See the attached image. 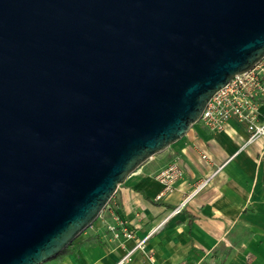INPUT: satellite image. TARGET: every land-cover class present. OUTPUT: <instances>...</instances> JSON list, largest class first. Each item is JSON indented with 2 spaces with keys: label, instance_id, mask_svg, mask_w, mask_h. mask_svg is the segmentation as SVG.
Masks as SVG:
<instances>
[{
  "label": "water",
  "instance_id": "95a60500",
  "mask_svg": "<svg viewBox=\"0 0 264 264\" xmlns=\"http://www.w3.org/2000/svg\"><path fill=\"white\" fill-rule=\"evenodd\" d=\"M264 58V0H0V264H43Z\"/></svg>",
  "mask_w": 264,
  "mask_h": 264
},
{
  "label": "crops",
  "instance_id": "0c3cea01",
  "mask_svg": "<svg viewBox=\"0 0 264 264\" xmlns=\"http://www.w3.org/2000/svg\"><path fill=\"white\" fill-rule=\"evenodd\" d=\"M249 136L236 119L221 131L197 121L118 187L89 231L43 264H115L140 241L131 264H151L149 255L156 264H264V136ZM171 164L181 172L164 190L158 174ZM118 220L131 236L107 229Z\"/></svg>",
  "mask_w": 264,
  "mask_h": 264
},
{
  "label": "built area",
  "instance_id": "2783aa9c",
  "mask_svg": "<svg viewBox=\"0 0 264 264\" xmlns=\"http://www.w3.org/2000/svg\"><path fill=\"white\" fill-rule=\"evenodd\" d=\"M264 97V58L251 70L234 76L223 88L218 90L209 100L201 118L204 125L212 131H221L230 119H236L246 124L250 133L249 140L264 136V118L259 120L260 99ZM180 169L175 164L159 172L158 178L165 185L164 190H170L173 182L179 177ZM207 180L199 185L203 187ZM175 209V211H178ZM107 229L115 238L131 236V230L118 220L108 224ZM144 241L137 243L134 249L127 251L115 264H131L133 252L143 246ZM151 264L155 263L153 255H149Z\"/></svg>",
  "mask_w": 264,
  "mask_h": 264
},
{
  "label": "rangeland",
  "instance_id": "374dc122",
  "mask_svg": "<svg viewBox=\"0 0 264 264\" xmlns=\"http://www.w3.org/2000/svg\"><path fill=\"white\" fill-rule=\"evenodd\" d=\"M145 163H146V162H145ZM112 202H113V199H111V200L109 201L110 204H111ZM109 203H108V204H109ZM108 204H107V206H108ZM107 206L104 208V210L101 212V214L105 213V210H107V208H108ZM101 214H100V216H101ZM100 216L95 220V222L100 218ZM95 222H94V223H95ZM89 229H90V227H89L88 229H86V230L89 231ZM86 230H85L84 232H86ZM84 232H82L81 234H83ZM81 234H80V235H81ZM80 235H79V236H80Z\"/></svg>",
  "mask_w": 264,
  "mask_h": 264
},
{
  "label": "trees",
  "instance_id": "16d2710c",
  "mask_svg": "<svg viewBox=\"0 0 264 264\" xmlns=\"http://www.w3.org/2000/svg\"><path fill=\"white\" fill-rule=\"evenodd\" d=\"M261 101H264V99H262Z\"/></svg>",
  "mask_w": 264,
  "mask_h": 264
}]
</instances>
